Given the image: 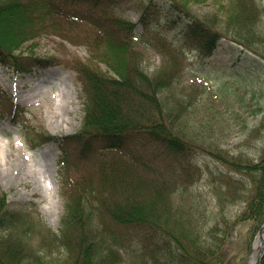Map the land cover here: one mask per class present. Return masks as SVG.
Segmentation results:
<instances>
[{"label":"trees","instance_id":"1","mask_svg":"<svg viewBox=\"0 0 264 264\" xmlns=\"http://www.w3.org/2000/svg\"><path fill=\"white\" fill-rule=\"evenodd\" d=\"M56 1L0 0V62L44 66V60L37 63L16 51L45 33L65 35L89 48L91 58L80 61L85 116L81 131L73 136L84 144L83 153L100 142L93 150L96 171L80 176L65 192L66 211L57 230L46 225L35 207L11 208L0 191V264H122L129 258L131 264H230L228 246L235 225L251 219L257 230L264 224V152L245 162L230 156V164L244 165L251 178L252 192L240 215L201 222L197 201L188 197L203 173L195 157L209 152L202 146L197 152L187 131L186 112L197 106V97L191 96L188 104L182 101L173 74L148 75L135 46H156L149 34L159 27L156 11L163 10L172 17L169 22H184L186 34L200 42L204 56H212L219 42L227 40L235 64L248 75L257 74L264 65V40L255 28L263 12L259 0H221L225 28L233 35L191 12L194 3L204 0H141L135 22L115 14L118 5L131 0H64L75 5L60 17L75 31L63 32L56 21ZM77 4L86 9L76 10ZM75 25L84 30L76 31ZM257 108L264 114V100ZM45 134L48 140H59ZM127 136L148 142L159 155L169 154L164 156L166 168L140 159L126 146ZM225 175V193L232 200L241 198L247 185L242 183V189L240 179ZM178 190L186 206L176 204ZM259 264H264V254Z\"/></svg>","mask_w":264,"mask_h":264},{"label":"rangeland","instance_id":"2","mask_svg":"<svg viewBox=\"0 0 264 264\" xmlns=\"http://www.w3.org/2000/svg\"><path fill=\"white\" fill-rule=\"evenodd\" d=\"M140 3L141 0H131L120 4L115 14L136 21L141 14ZM259 3L263 12L255 28L262 41L264 0ZM74 5L64 0L53 4L56 21L63 32L75 31L60 17ZM221 6V0H204L190 8L199 19L218 25L224 34L233 35L225 28ZM81 9L86 7L77 4L76 10ZM95 16H101L100 8H96ZM156 17L159 27L149 34L156 46L149 42L147 45L137 42L135 46L140 52L141 66L148 75L160 74L167 78L173 74L179 97L187 104L194 100L191 96L197 97V106L189 107L186 112V130L193 135L197 152L200 146L209 151L204 155L199 152L195 157L194 163L203 173L189 200L197 201L201 222L223 216L235 219L247 206L246 196L252 192L251 178L245 173L244 165L238 168L230 164V156L245 162L256 160L264 152V114L255 111L259 101L264 100V65L258 66L257 74H246L241 65L235 64L226 40L219 42L212 56H204L200 42L188 36L182 24H170L171 17L163 10L156 11ZM81 27L76 26V31L84 30ZM160 30L164 34L155 35ZM19 52L27 57L34 55L31 57L34 60L49 57L52 63L26 69V65L0 62V191L5 193L11 208L35 207L46 225L57 230L66 211L65 192L73 189L80 176L95 170L93 150L101 145L96 142L83 153L84 144L75 142L73 136L81 131L85 116L81 62L87 63L93 53L80 41L56 33H45L32 45L24 44L16 51ZM46 132L58 136L59 140H48ZM125 140L126 146L140 159L161 165L163 170L166 168L164 156L169 154H157L153 145L137 136H127ZM63 160H68V164ZM225 174L240 179L242 189L245 187L242 183L247 185L248 189L241 190V198L232 200L225 193ZM200 192L207 198L199 195ZM175 196L176 204L186 206L187 202L180 201L179 190ZM259 229L255 230L251 219L235 225L228 246L230 264H249ZM131 263L129 258L122 264Z\"/></svg>","mask_w":264,"mask_h":264},{"label":"bare ground","instance_id":"3","mask_svg":"<svg viewBox=\"0 0 264 264\" xmlns=\"http://www.w3.org/2000/svg\"><path fill=\"white\" fill-rule=\"evenodd\" d=\"M263 242H264V227L262 228L260 234L258 235L255 241L254 249H253L249 264H256V260H257L256 253L257 252L259 253V251L261 250Z\"/></svg>","mask_w":264,"mask_h":264},{"label":"water","instance_id":"4","mask_svg":"<svg viewBox=\"0 0 264 264\" xmlns=\"http://www.w3.org/2000/svg\"><path fill=\"white\" fill-rule=\"evenodd\" d=\"M263 252H264V242H263V245H262L261 251H260L259 254H258L256 264H258V262H259L261 256L263 255Z\"/></svg>","mask_w":264,"mask_h":264}]
</instances>
